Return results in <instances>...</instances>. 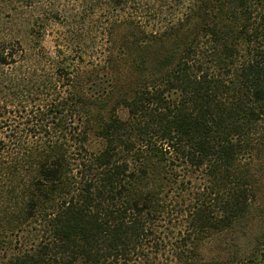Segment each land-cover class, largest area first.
<instances>
[{"label":"trees","instance_id":"obj_1","mask_svg":"<svg viewBox=\"0 0 264 264\" xmlns=\"http://www.w3.org/2000/svg\"><path fill=\"white\" fill-rule=\"evenodd\" d=\"M0 264H264V0H0Z\"/></svg>","mask_w":264,"mask_h":264},{"label":"rangeland","instance_id":"obj_2","mask_svg":"<svg viewBox=\"0 0 264 264\" xmlns=\"http://www.w3.org/2000/svg\"><path fill=\"white\" fill-rule=\"evenodd\" d=\"M47 34L45 37V40L43 42V45L48 49L50 52L55 51V44L58 36L60 33L65 32V27L61 24L52 22L50 24V27L47 28Z\"/></svg>","mask_w":264,"mask_h":264}]
</instances>
